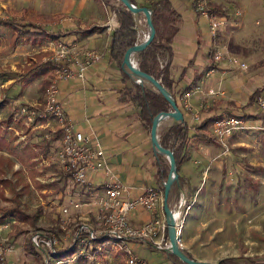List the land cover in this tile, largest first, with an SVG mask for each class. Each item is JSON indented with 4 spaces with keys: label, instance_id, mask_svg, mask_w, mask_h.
Listing matches in <instances>:
<instances>
[{
    "label": "rangeland",
    "instance_id": "obj_1",
    "mask_svg": "<svg viewBox=\"0 0 264 264\" xmlns=\"http://www.w3.org/2000/svg\"><path fill=\"white\" fill-rule=\"evenodd\" d=\"M150 1L135 0L136 6L148 5ZM186 1L194 11L193 0ZM263 2L264 0H204L205 4L219 7L221 13L217 14H223L226 19V26L218 31L210 45L224 43L231 46L233 30L243 27L241 20L244 12ZM135 15L137 42H140L147 35L148 28L144 15ZM24 16L37 17L38 22L51 32L59 31L65 26L76 27L79 30L75 37L81 38L87 36L80 32L82 30L88 33L102 31V35L108 36L110 30L118 27L114 13L105 8L101 0H0V19L8 17L22 23ZM54 16L58 19H53ZM12 34L11 28L0 24V134L14 146L21 148L28 143L31 135L40 143L47 131L39 125L30 129L20 120L14 119L15 108L22 104L21 101L25 105L40 104L48 81L55 75L53 64L38 66L26 73L22 66L27 57L43 52L46 54L43 57L44 63L46 59L53 62L64 46L67 51L66 57L61 58L63 64L74 70L72 63L79 60L81 53L89 50V47L77 46L76 41H66L63 38L52 40L50 36L33 40L21 36L12 43ZM194 50L197 51L196 48ZM209 50L205 51L207 62L211 61V56H207ZM199 54L201 55V51L198 50ZM134 60L137 64V55ZM160 61L164 63L166 57H160ZM228 69L231 76L238 73L236 68ZM201 70L190 69L182 72L179 77L180 88L177 94L181 96L182 105L194 118L205 105L203 86L206 82L199 84L196 96L193 91L185 90V87L191 84L192 71L195 75L201 73ZM215 71L216 69L213 72ZM133 78L140 83L136 76ZM73 79L75 78L58 81L59 94L60 83ZM221 79L214 76L207 82L206 85L210 84L211 87L207 90L212 95L210 99L225 95ZM43 80H46V85H42ZM231 84V80L226 79V87H231ZM243 101L245 103V97H242L241 102ZM244 103L239 104L242 106ZM77 107L81 111L80 106ZM8 119L10 120L6 124L4 121ZM166 122H162L160 128ZM208 134L210 137L196 138L188 143L185 160L177 170L178 175L187 179L180 194L173 198V202L185 200L180 246L187 249L193 258L202 261L217 263L219 259L227 256H249L258 262H264V120L249 121L246 128L226 141L227 150L214 141L216 139L211 127ZM60 143V139H52L47 149H38L35 169L41 173L37 177L44 185L41 189L31 184L27 169L21 168L29 185L23 187L19 183L16 189L21 194L23 209L32 218L31 222L17 224L14 219V222L10 220V231L0 230V249L5 245L12 247L10 252L0 253V264H127L124 248L112 243L102 244V239L92 243L85 239L79 242V252L85 254L83 260H78L77 255L67 259L54 258V244L61 250L72 243L73 228L78 221L97 227L95 214L91 210L93 197L86 192L84 184L78 185L60 170L56 162V151ZM20 167L16 162L13 170ZM6 177L16 180L12 171H8ZM8 191L5 190L4 194L11 197ZM69 200L81 203L80 219L73 215L75 211L72 209L66 216L62 213V205L68 204ZM1 205L8 206L9 203L1 202ZM68 217V223L73 227L65 235L49 233L61 218ZM68 223H65L63 230ZM36 231L55 239L56 242L52 247L43 244L35 248L30 242V234ZM11 233L15 234L14 241H11ZM132 252L143 258L147 264H165L162 251L156 248H134Z\"/></svg>",
    "mask_w": 264,
    "mask_h": 264
},
{
    "label": "crops",
    "instance_id": "obj_2",
    "mask_svg": "<svg viewBox=\"0 0 264 264\" xmlns=\"http://www.w3.org/2000/svg\"><path fill=\"white\" fill-rule=\"evenodd\" d=\"M172 1L176 9L184 17L183 22L179 24L178 32L172 44L174 58L170 70L175 81L173 93H175L178 103L182 105V101H180L181 96L177 94L180 88L179 77L182 72L195 68H200L202 70L200 71L201 73H196L195 75L194 71H192L191 75L193 79L190 83L194 82L196 75H199L200 78L196 86L189 91H193V95L196 96L199 84L204 83L203 81L206 82L203 86L206 102L202 108L208 110L214 109V111L218 113L219 110H231L235 107H242L246 104L252 92L257 88H261L262 92L260 94H264V2L260 3L258 6L257 4L253 5L250 10L244 12L241 20L243 27L233 30L231 46H227L224 43H217L225 45L228 53L244 61L247 67L241 68L233 66L223 60L218 63L214 62L215 67L206 71L205 69L209 62H207V60L205 61V51L210 49V43L215 36L210 34L207 20L204 17H198L194 11L190 9V4L186 0ZM222 17L224 19V24L218 31L222 28L224 29L226 26V19L223 14ZM27 18L36 19L37 17L24 16L23 22H18L23 24ZM38 21L39 20L36 21V24L45 29ZM45 30L50 32V35L25 38L33 40L50 36L52 39V34H56L59 31H76L77 29L76 27L73 28V26H65L63 29H59V31L56 32ZM112 32L113 30H110L108 36L105 34L102 35V31H99L89 32L85 34L87 36L83 38L80 36L75 37L77 33L60 37L66 41H76L77 46L84 45L89 47V49L100 53L101 59L87 67L84 80L73 79L60 83L61 91L59 100L65 114L72 120L75 128L82 131L84 135L89 137L92 141L99 142L100 146L106 151L112 173H114L116 178L127 185L128 196H135L141 194L145 187L159 189L157 187L155 175V158L152 153L150 132L147 131L146 124L138 119L135 105L132 104L131 101L121 99L122 94L120 90L123 89L125 85L122 78L124 72L126 71V74L129 75V73H127L129 71L124 68L125 71L122 72L115 63L109 62L108 46ZM227 40H229V38ZM195 48L197 51L194 50ZM198 50L201 51V55H198ZM72 66L74 71H76V65L72 63ZM230 67L236 68L238 73L231 76L228 69ZM214 69H216L215 72H213ZM205 72L206 74H204ZM214 76L219 79L222 78L225 95L217 97L216 99H210L212 95L208 94L207 90L211 87L209 86L210 84H206L210 82L211 77ZM230 76L232 77L231 79ZM226 79L231 80V87H226ZM227 88L230 89L228 90ZM242 97L246 98L245 103L244 101L241 102ZM239 103L244 104L240 106ZM77 106H80L82 112L79 111ZM250 109L258 111L253 104L249 107V110ZM183 117L188 123L195 119L192 113L188 111ZM262 119L264 120V117H262ZM170 122L171 120H168L166 124ZM161 124L162 123L158 125V130ZM211 129L213 132L212 126ZM214 141L218 145L219 142L217 140ZM210 146L214 147V145H209L208 147ZM179 176L181 177L182 189L187 179L182 175ZM106 181V176L103 175L102 171L98 170L89 173L86 183L84 184L86 192L93 197L91 210L94 214V201L96 196L103 190V184ZM181 189L178 190V194H180ZM173 201L174 199L169 203L170 208L177 203ZM152 217L153 214L151 212L139 207L130 212L129 222L134 226H141L150 221ZM150 241L151 240H149V242ZM126 244L133 250L134 248L141 249V247L155 248L152 241L151 244H149L148 242L130 240L127 241ZM162 253L164 255L165 264H169L165 252L162 251Z\"/></svg>",
    "mask_w": 264,
    "mask_h": 264
},
{
    "label": "trees",
    "instance_id": "obj_3",
    "mask_svg": "<svg viewBox=\"0 0 264 264\" xmlns=\"http://www.w3.org/2000/svg\"><path fill=\"white\" fill-rule=\"evenodd\" d=\"M136 5L135 0H130ZM103 5L114 13L118 27L113 30L110 36L108 46V59L109 62L115 63L122 72V62L126 51L132 47L138 38L136 15L129 11L125 5L118 0H101ZM211 12L221 13V10L217 6H210ZM148 8L151 12L152 23L155 27V36L151 43L143 50L137 53V66L138 68L153 76L156 80L168 90L171 97L175 100L178 108L182 112L183 116L187 113L185 107L178 103L173 89L175 81L171 75V66L174 58L173 42L178 32L179 24L183 22V15L176 9L172 0H151L148 5H142ZM194 8V5H193ZM195 14L199 17L200 14L195 10ZM52 19V18H51ZM57 19V17H54ZM37 19L27 18L23 24H19L17 20L13 18H2L0 24L11 28L14 32L10 37L12 43L15 42L21 36L24 37H37L48 36L50 32L46 31L42 26L36 24ZM79 30V29H78ZM78 30H65L59 31L56 34H52V40H58L61 36L78 32ZM83 34H87L88 31L82 30ZM46 54L38 52L33 56L27 57L26 63L22 66L26 73H29L36 69L38 66L43 67L45 65L53 64L49 59H46L45 63L43 57ZM209 57L211 56L209 50ZM160 57H166V61L162 63ZM206 71L215 67V63L211 57ZM200 76L196 75L194 82L185 88L190 90L196 86ZM124 88L120 90L122 100L131 101L135 105L137 111V117L146 124L147 131L150 132L153 118L160 112L171 110V105L165 99V97L155 90L153 85L147 83L144 79H141L140 83L135 81V78L126 74L123 75ZM46 80L42 81V85H46ZM262 92L261 88L255 89L249 96L247 102L242 107H235L230 110H219L217 113L214 109L208 110L206 108L200 109L197 118L190 123L186 119L182 121H171L168 124L162 125L158 130V139L161 146L169 148L174 156L176 170H178L185 160V150L188 143L196 138L210 137L208 134L209 127L213 126L217 119L235 116L241 118L245 123L252 120H260L264 117V111H251L249 107L253 104L255 98ZM23 104L24 102L21 101ZM218 107V105H217ZM213 111V112H212ZM229 113V114H226ZM4 121L6 124L9 122ZM40 138V137H39ZM59 139V135H54L50 139H42L40 143L35 141L36 137L31 135L27 144L21 148H17L12 142L6 139L0 134V222L15 220L17 223L31 222V216L25 212L23 205H21L20 192L16 189L17 184H23V187H27L29 184L25 181V177L21 168H26L29 175L31 184L37 189H41L44 185L38 180V176L41 173L35 169L37 161L35 158L38 155L39 147L44 150L47 149L52 139ZM229 140V139H228ZM218 146H221L218 143ZM152 153L155 158L154 167L157 180V187L160 190H164V183L167 179L169 170V162L165 155L155 152L152 148ZM20 164V168L13 170L14 165ZM8 171H12L16 180L6 177ZM63 172V171H62ZM64 173V172H63ZM181 177L172 183L169 195L168 203L172 201L174 196L178 194V190L181 189ZM5 190H9L11 197L5 196ZM1 202H8V206L1 205ZM59 223L49 233L54 232L57 236L65 235L73 226L68 223L65 230L60 227ZM166 235L168 237L167 231ZM11 241L15 240V234H10ZM73 242L69 243L63 249H59L57 244H54V258L67 259L74 255H77L78 260H83L85 254L79 252L78 244L81 240L85 239L87 242L92 243L93 240L89 238L88 231H74L73 228ZM10 241V242H11ZM151 244V241H147ZM81 244V243H80ZM93 249L90 251L92 252ZM184 254L193 258L189 251L182 248ZM166 258L169 260V264H187L181 261L177 256L166 253ZM219 264H264V262H258L252 257L246 256H227L218 260Z\"/></svg>",
    "mask_w": 264,
    "mask_h": 264
},
{
    "label": "built area",
    "instance_id": "obj_4",
    "mask_svg": "<svg viewBox=\"0 0 264 264\" xmlns=\"http://www.w3.org/2000/svg\"><path fill=\"white\" fill-rule=\"evenodd\" d=\"M193 4L200 16L207 20L210 34L215 36L218 29L224 24L223 17L211 12L210 7L204 3V0H193ZM66 51L63 46L58 57L53 61L55 75L53 79L48 81L43 91L41 103L18 104L13 113L14 119L20 120L22 124L30 129H35L38 125L46 129V136H44L46 139L53 137L54 134L59 135L61 143L56 151V162L60 170L74 179L78 185L85 184L88 174L94 171L100 170L106 176L107 181L103 184V190L96 196L94 201L97 227L78 221L74 225V231H88L89 238L93 242L102 239V244L112 243L113 245L122 246L126 253L127 264H147L143 258L135 255L126 243L130 240L142 242L151 240L153 246L158 250L164 251L169 247L170 244L166 235L168 225L163 208V192L153 187H145L141 194L128 196L127 185L112 173L106 151L100 146L99 142L92 141L82 131L75 128L72 120L65 114L59 100L58 81L64 78L84 80L87 67L101 59L100 53L91 49L85 50L81 53L79 60L75 59L74 65H76L77 70L74 71L63 64L61 58L66 57ZM210 54L215 63L225 60L233 66L247 67L244 61L230 55L225 45L213 43L210 47ZM15 104L17 103L15 102ZM253 106L264 111V94H259L255 98ZM212 127L215 139L227 150L226 141L246 128L247 123L241 118L229 116L217 119ZM80 207L81 203L71 200L70 203L63 204L61 210L64 215H67L69 210L72 209L75 211L74 214H77L73 215L80 219ZM139 207L151 212L153 217L141 226H134L129 222V214ZM184 207L185 200L181 199L171 208L175 221L176 239L179 245L182 244L184 227L182 210ZM60 220V227L64 229L65 223H68L70 218H61ZM11 221L14 222V220ZM10 227L9 221L0 222V230L7 229L10 231ZM30 242L32 246L39 248V245L42 246L43 244L52 247L56 241L36 231L30 234ZM11 250L12 247L5 245L0 249V253L6 254Z\"/></svg>",
    "mask_w": 264,
    "mask_h": 264
},
{
    "label": "water",
    "instance_id": "obj_5",
    "mask_svg": "<svg viewBox=\"0 0 264 264\" xmlns=\"http://www.w3.org/2000/svg\"><path fill=\"white\" fill-rule=\"evenodd\" d=\"M122 2L125 7L131 11L134 15L138 13H142L145 17V22L147 24L148 32L147 36L143 41L136 42L132 47H130L124 56L122 67L126 68L129 72L130 77L136 76L138 79H144L147 83H150L153 85L156 91L160 92L165 99L169 102L171 105V110L160 112L158 113L152 121L151 128H150V140H151V146L155 152L161 153L165 155L166 159L169 162V170L167 174L166 182L164 183V190H163V208L166 215V222H167V234H168V240H169V247L164 250L166 253H171L175 256H177L181 261L187 263V264H219L209 262V261H202L197 260L195 258H189L187 257L184 252L182 251V247L177 243L176 239V230L174 227V216L172 213V210L168 203V195L171 188L172 183L178 178V173L176 170L175 165V159L173 156L172 151L169 148L161 146L158 139V125L168 119H173L175 121H182L183 120V114L178 108L175 100L171 97L168 90L160 83V81L156 80L153 76L146 74L145 72L141 71L136 62L130 61V54L133 50H136L137 52H140L141 50L145 49L153 40L155 36V27L152 23L151 19V12L148 10L145 6H136L133 4L130 0H118Z\"/></svg>",
    "mask_w": 264,
    "mask_h": 264
},
{
    "label": "bare ground",
    "instance_id": "obj_6",
    "mask_svg": "<svg viewBox=\"0 0 264 264\" xmlns=\"http://www.w3.org/2000/svg\"><path fill=\"white\" fill-rule=\"evenodd\" d=\"M146 36H147V35H145L144 39L146 38ZM141 41H143V40H141ZM141 41H140V42H141ZM137 53H138V52H137L136 50H133V51L131 52V54H130V61H132V62L134 61V57L137 55ZM134 62H135V61H134ZM134 62H133V63H134ZM40 120H44V119H40ZM168 120L175 121V120H173V119H168ZM168 120H165V121H168ZM37 122H40V121H37ZM163 122H164V121H163ZM43 123H44V121H43ZM161 123H162V122H161ZM158 137H159V135H158ZM161 191H162V190H161ZM162 192H163V191H162ZM70 201H71V200H69L67 203H70Z\"/></svg>",
    "mask_w": 264,
    "mask_h": 264
}]
</instances>
